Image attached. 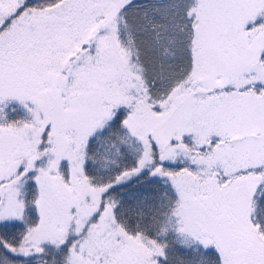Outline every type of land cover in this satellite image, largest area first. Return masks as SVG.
Listing matches in <instances>:
<instances>
[{"label":"snow or ice","instance_id":"obj_1","mask_svg":"<svg viewBox=\"0 0 264 264\" xmlns=\"http://www.w3.org/2000/svg\"><path fill=\"white\" fill-rule=\"evenodd\" d=\"M0 264H264V0H0Z\"/></svg>","mask_w":264,"mask_h":264}]
</instances>
